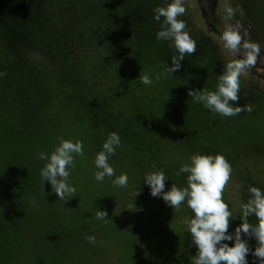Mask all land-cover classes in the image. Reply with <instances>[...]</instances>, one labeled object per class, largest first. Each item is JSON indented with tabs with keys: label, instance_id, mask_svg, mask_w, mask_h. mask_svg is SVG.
Instances as JSON below:
<instances>
[{
	"label": "trees",
	"instance_id": "trees-1",
	"mask_svg": "<svg viewBox=\"0 0 264 264\" xmlns=\"http://www.w3.org/2000/svg\"><path fill=\"white\" fill-rule=\"evenodd\" d=\"M227 1L235 7L240 5L252 21L255 19L253 22L264 13V0ZM170 2L0 0V73H6L0 76V264H53L52 258L45 255L56 243L64 249L77 247L85 251L84 232L89 227L97 231L107 226L111 230L112 219L120 213L138 215L132 209L147 204L144 198L151 190L143 177L153 171V166L168 177L167 191L172 184L187 186V174L176 173L182 164L190 163L195 153L222 154L230 159L233 170L241 156L264 159V89L259 83L246 78L247 74L241 77L240 98L233 106L249 105L252 112L235 117L215 114L188 95L190 89L214 91L227 60L211 37L194 27L186 14L179 19L195 40L196 52L185 56L179 71L166 72L165 65L171 66L175 50L168 41L156 39L163 18L157 22L154 9ZM258 23L261 27L256 32L261 33L264 18ZM145 73L151 75V85L140 81L139 76ZM115 81L122 84L123 90L107 93ZM61 107L71 115L72 123L95 133L93 145L99 151L109 133H118L121 146L109 163L116 164L119 174L127 172L126 166L137 173L127 175L129 183L136 175L144 187L138 190L139 203L134 206L129 199L123 211H110L99 201L101 193L89 196L93 189L86 182L80 190L74 186L76 194L67 201L53 196L49 181L43 185L40 170L47 161L39 159L38 139L47 129L45 125L62 128L58 124ZM52 109L58 111L53 121L47 119ZM238 176L242 181L240 205L250 198L249 186L264 191V185L253 178L240 173ZM109 179L99 183L109 184ZM39 195L47 204H57L39 210L37 217V200L35 207L31 201ZM150 198L157 203L152 211L156 218L159 209L166 214L172 209L162 207V197ZM224 201L233 215L228 232L234 234L241 223V207L233 208L228 200ZM4 209L7 211L2 213ZM96 210H106L108 221L97 220ZM53 212L60 218L55 219ZM31 219L34 225L32 221L29 224ZM249 220L256 223L254 216ZM146 229L143 234H148ZM155 233L162 244L154 240L145 248L150 261L147 264H192L197 249L191 248L195 245L187 227L180 231L179 238L164 237L158 229ZM242 239L251 249L248 264H259L251 254L255 238L242 234ZM225 243L232 246L234 241ZM153 255L157 257L155 262Z\"/></svg>",
	"mask_w": 264,
	"mask_h": 264
},
{
	"label": "clouds",
	"instance_id": "clouds-1",
	"mask_svg": "<svg viewBox=\"0 0 264 264\" xmlns=\"http://www.w3.org/2000/svg\"><path fill=\"white\" fill-rule=\"evenodd\" d=\"M238 9L226 4L225 19L231 21ZM186 12L185 0H171L166 6L154 9V19L161 22L160 30L156 34L158 41H168L169 46L175 50L171 56V66H166L168 74L180 70L181 61L185 56L194 55L196 42L186 30V23L179 19ZM242 24L227 23L220 34L223 47L237 59L228 61L223 72L217 78L214 91L207 89L189 90L188 95L194 102L202 104L206 109L223 117H235L242 112H252L249 105L233 106L239 101L241 77L248 74L256 65L260 54V45L252 42L247 29L241 32ZM6 73H0L4 76ZM140 81L148 86L153 83L151 75L145 73L139 76ZM159 79V75H157ZM59 144L50 154L39 153V159L47 161L40 170L43 181H49L51 190L58 199L67 201L76 194V188L69 183V168L76 167L75 156H84L82 141L58 138ZM121 146L120 136L116 132L109 133L102 145V150L96 154L95 166L98 169L94 173L97 182H103L105 178H112L114 187L128 186V175L121 173L116 176L114 168L109 163V158ZM231 163L222 154H199L190 156V163H184L176 173L187 174V186L178 188L175 184L165 191V181L168 177L163 170H156L145 174L144 182L150 187L151 196L162 197L164 202L175 211L181 209L186 202L187 207L194 214L192 218L185 219L186 225L197 251L193 256L192 264H248L247 255L251 251L248 242L242 239V234L249 238H255L256 247L252 255L264 264V191L260 188L249 186L250 198L246 203H241L240 225L234 234H229L230 222L233 219L229 205L223 199V193L232 176ZM139 191L133 193L134 197ZM35 207V199L31 201ZM97 220L108 221L106 210H96ZM256 218V223L250 222V217ZM90 244H95L94 236L86 237ZM225 241H234L229 246Z\"/></svg>",
	"mask_w": 264,
	"mask_h": 264
},
{
	"label": "rangeland",
	"instance_id": "rangeland-1",
	"mask_svg": "<svg viewBox=\"0 0 264 264\" xmlns=\"http://www.w3.org/2000/svg\"><path fill=\"white\" fill-rule=\"evenodd\" d=\"M199 1L203 5H201ZM226 4L229 5L227 0H185V16L194 27L211 37L218 46L219 51L226 58L227 62L235 59V57L223 47V42L220 40V34L227 23L236 24L239 22L242 24L243 27L241 32L243 33V30L245 29L249 31V37H246V39L250 38L252 42L258 43L261 49L256 65L251 69L255 73L251 74V72H249L245 76H247L246 78L250 77L251 81L255 80V83L260 84L258 85L259 88L264 89V44L262 43L264 31L260 33V30H258V32H256L257 28L261 27L258 20L264 18V13L260 14L257 20L253 22L255 19L252 21V17L244 12L240 5L235 7V5L231 4L233 8L238 10L236 11L234 18L231 21H228L225 19L226 13L224 12ZM201 8H203V11ZM115 72H117L116 67ZM110 84L111 86H109L110 89L107 90V93H109L108 91L110 90L112 92L123 90V86L122 84L120 85V82L115 81ZM110 96L112 97L113 95L111 94ZM59 110L60 112L58 114L61 113V118L58 120V124H61L62 128L59 130L58 127L51 126L53 128H48L49 126L45 125L47 129L44 131L42 137L38 139V156L40 152L50 154L54 151L55 147L59 144V136L67 140H72L73 142L76 140L82 141L84 156H75L76 167L71 169V171L69 170V183L72 186L79 187V190L87 183L88 187L93 189V192H90L89 196L92 197L93 194L97 195L101 193L98 195L100 198L99 201L103 203L105 209L110 211H112V209L123 211V204L127 203L126 200L129 199L134 201V206L135 203H139L141 200L140 195L138 194L134 197L133 193L139 189L143 190L144 187H142V183L141 181H138L136 175L131 183L128 182L126 188L114 187L112 184V178L109 179V184L104 185L94 179V173L98 170L94 161L96 154L99 152V150L93 145L95 144V133H91V130H88L82 124L72 123L71 115L68 112L63 111V107ZM57 112L58 111L55 109L49 111L47 113V119L53 121ZM69 126L71 128H68ZM125 149H127V147H125L124 150ZM245 158V156H241L237 159L235 170H233L234 174L232 173L231 180L223 193V198L228 200L233 208L239 206L241 201L240 193L242 181L240 176H238L239 173L241 175L246 174V176L253 178L255 182L264 185V159L252 156ZM127 164L130 165V163ZM110 165L114 168L116 176H119L120 174L117 171L116 164L110 163ZM124 168L127 170L126 174H130V172L137 174L136 172L130 171L127 166ZM81 177L82 179H80ZM52 194L54 197L56 196L55 193ZM150 197L151 194L145 195L144 200L147 204L144 205L143 203L142 205H139L143 209L139 206L134 207L133 205L130 207V209L134 207L132 213L135 212L138 215L128 213L122 215V213H120V216L112 219L111 230H109L107 226H104L97 231L92 227H89L84 233H86V237L94 236L96 243L90 244L87 241V249L85 251L80 252L81 249L78 250L77 247L74 249H64L59 247L56 243V247L49 251L51 253H47L45 256L52 258L53 264H86L88 261H91L93 264H147L146 262L150 261L146 258L147 255L145 253V248H149L154 240L155 242L157 240V242L162 244V242L156 237V229H158V234H163L164 237L165 234H167L171 238H179L180 231L186 228L183 221L186 218H192L194 215L185 202L182 204L181 209L178 212L172 208L166 214L164 209H159L161 212L159 213L158 218H156L152 214V211L154 207H157V203ZM35 200H37L38 207V211L35 214L37 217L40 215L39 210L43 212L44 209H49L50 205L57 204L55 202L47 204L41 195L37 196ZM2 204V206H4V203ZM162 207L170 208L166 203H163ZM6 209H4L2 213H5L7 211ZM125 209H127V206H125ZM52 216L55 219L60 218V214L58 213H54ZM136 217L141 218L136 220ZM30 221H32L33 225L35 224V220H29V224H31ZM3 222L5 221L3 220ZM62 223L64 224L66 222ZM146 227L148 234H143V231H145L143 229ZM191 248L193 250L196 249V247ZM26 255L30 254L26 252ZM153 256L155 262L157 257L155 255ZM19 264H23V262L20 261Z\"/></svg>",
	"mask_w": 264,
	"mask_h": 264
},
{
	"label": "flooded vegetation",
	"instance_id": "flooded-vegetation-1",
	"mask_svg": "<svg viewBox=\"0 0 264 264\" xmlns=\"http://www.w3.org/2000/svg\"><path fill=\"white\" fill-rule=\"evenodd\" d=\"M206 14V13H205Z\"/></svg>",
	"mask_w": 264,
	"mask_h": 264
}]
</instances>
